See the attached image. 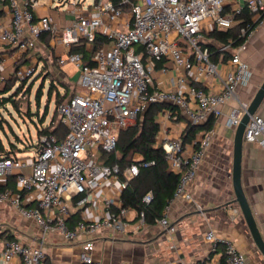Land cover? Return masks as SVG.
<instances>
[{
  "label": "built area",
  "instance_id": "built-area-1",
  "mask_svg": "<svg viewBox=\"0 0 264 264\" xmlns=\"http://www.w3.org/2000/svg\"><path fill=\"white\" fill-rule=\"evenodd\" d=\"M37 1L8 0L7 14L0 19V45L16 48L22 57L35 51L42 34L49 33L68 50L59 63L77 67L79 91L58 105L59 121L66 127L62 138L41 134L33 155L0 156V187L10 176L16 180V190L0 188V204H9L40 229L35 243L5 239L0 256L6 263L18 258L19 264H47L45 245L55 233L64 243L85 237L78 264H102L92 252L95 238L105 228L117 233L127 230L128 215L135 209L124 206L122 193L141 168L154 164L136 152L134 161L121 170L118 163H104L102 153L115 151L120 131L135 124L151 104H166L156 116L155 146L164 150L168 170L180 176L171 201L191 200L189 185L211 145L213 129L198 132L186 142L187 127L224 114L228 127L239 125L250 103L239 90L253 77L241 53L248 39L264 26V0H121L120 6L114 0H95L87 8L80 0H72L74 19L64 27L51 14L38 16ZM245 10L254 26L248 39L232 49L227 61H214L207 46L210 33L235 25ZM240 32L246 35V27ZM98 34L107 41L95 49L90 66L83 53L71 52V48L85 39L92 49ZM219 50H231L230 44H220ZM1 64L0 83L11 78L29 80L38 71L35 53L29 63L14 65L9 71L2 70ZM157 71L174 72L167 87L157 83ZM181 117L186 125L176 134L173 123ZM244 139L264 149L260 114L251 115ZM152 199V191L143 197L147 204ZM171 201L156 221L174 232L176 226L168 217ZM98 206L100 215L95 218L88 211ZM77 212L79 218L72 226V215ZM137 217L140 224L146 222L144 210L137 211ZM205 237L212 242L213 252L223 246L225 264H249L247 255L230 238L218 236L213 229ZM203 262L179 259L157 264Z\"/></svg>",
  "mask_w": 264,
  "mask_h": 264
},
{
  "label": "crops",
  "instance_id": "crops-1",
  "mask_svg": "<svg viewBox=\"0 0 264 264\" xmlns=\"http://www.w3.org/2000/svg\"><path fill=\"white\" fill-rule=\"evenodd\" d=\"M19 1L23 4L24 0ZM52 4L53 0H38L37 15H53L60 27L71 24L74 19L71 6L62 10L59 7L53 9ZM3 8L4 13L0 15V19L7 14L6 5ZM46 37L47 35L40 38L35 51L25 53L22 57H18L16 48L0 45L3 56L1 63L4 65V67L1 65L2 70H10L20 61H24L23 64L29 63L31 55L37 53L58 71L62 81L68 83L71 77L79 74L78 69L72 63L61 65L59 59L68 50L60 40H53L50 36L46 41ZM250 38V43L256 40L254 47L263 46L264 26ZM249 45L244 47L241 56L251 65L253 77L248 85L239 90V93L242 91L247 101L252 99L264 79V55H254L248 49ZM40 64L44 67L45 63ZM41 65L38 64V70ZM173 74V71L167 74L157 71L155 78L157 83H160V87H167ZM259 113L264 116V111ZM226 121L227 115L224 114L213 127L211 145L205 150L196 179L189 185L192 199L171 201L168 217L176 226V230L169 232L158 221L145 222L142 225L137 217V211L131 210L128 215L130 224L125 232L117 233L113 228H105L95 238L92 252L96 259L102 264H157L179 259L206 261V264H225L222 256L223 246L219 245L213 252L212 242L205 237L206 232L213 229L218 236L230 238L235 242L239 249L247 255L249 264H264V255L252 238L239 204L234 202L232 170L235 129L228 127ZM185 125L183 117L178 120L177 124L173 123L176 134L180 133ZM242 183L264 238V149L245 139ZM4 206L12 214L6 235L12 234L20 240L35 243L40 232L38 225L33 220L23 218L9 204H4ZM100 208L101 206H98L97 209L93 208L88 212L97 218L100 215ZM71 221V224L75 225L76 220L73 217ZM84 238L81 237L74 243H64L59 235L50 234L45 245L48 253L47 264H78L77 256L82 250L81 242ZM5 239L8 238L0 236V252L4 249ZM0 264H19V259L16 258L6 263L0 256Z\"/></svg>",
  "mask_w": 264,
  "mask_h": 264
},
{
  "label": "trees",
  "instance_id": "trees-1",
  "mask_svg": "<svg viewBox=\"0 0 264 264\" xmlns=\"http://www.w3.org/2000/svg\"><path fill=\"white\" fill-rule=\"evenodd\" d=\"M121 0H114L115 4L120 6ZM8 0H0V15L4 13V6L7 4ZM239 22L235 25L219 30L216 29L212 31L209 35L211 41L207 44L209 50L212 53V59L214 61H219L223 59L227 61L233 56V48L243 45L248 36L253 29V21L251 19L250 13L245 10V12L237 16ZM245 26L247 29L246 35H241L240 29ZM252 26V27H251ZM46 41L49 40L50 34L44 33L41 36L45 37ZM106 38L100 34L97 35L95 42L93 43L92 49L87 48L85 39L79 44H74L71 48V52H81L84 54L85 63L92 66L94 64L93 54L95 49L106 42ZM220 44H230L231 50L220 51ZM3 60L2 52L0 51V63ZM24 61L17 62L15 66H20ZM160 64L158 65V67ZM28 80L21 81L19 86H16L17 80L15 78L7 79L0 83V115L1 109L7 108L9 104L17 110L20 109L17 97ZM58 86L56 80L53 81L49 89V94L52 95L53 87ZM30 84L26 89V92L30 90ZM43 91L42 88L37 92V99L40 102L41 95ZM77 91L72 92L68 95V90L63 94H58L56 98V105H59L66 99L73 96ZM167 105L164 103H153L148 109L138 117L135 124L130 125L126 129H122L118 137L117 149L113 152L102 153V160L106 164L118 163L121 170L130 165L134 159V153L138 152L142 154L144 160H153L154 164L149 167H143L140 173L129 180L128 186L122 193V199L124 206L135 209L137 211L144 210L146 215V222L154 223L157 219L163 216L164 207L173 199L174 192L177 188L179 182V174L168 170L167 159L164 150L155 146L157 133L159 131V123L156 120L157 114ZM48 109V108H46ZM30 115L32 114L29 112ZM46 113L40 117L41 124H37L38 136L41 134L53 133L58 138H62L66 133V127L62 125L59 121L57 125H43ZM52 120V119H51ZM216 117L211 116L204 124L200 125H189L187 127V134L184 136V141L190 142L193 140L195 135L201 131H208L213 129L216 123ZM9 128L15 134L16 142L10 141L8 147H4L0 144V156H17L21 152V148L18 142H23V139L19 137L13 130L12 125L8 122ZM0 126L4 128L3 122L0 120ZM29 148L26 146L25 149ZM1 189L10 188L16 190V180L14 176L8 177L7 183L0 187ZM149 191L153 193L152 201L147 204L143 201V197ZM72 217L77 220L79 218V212L74 213ZM74 226V225H72ZM8 239H14L15 236L12 234H7Z\"/></svg>",
  "mask_w": 264,
  "mask_h": 264
},
{
  "label": "rangeland",
  "instance_id": "rangeland-1",
  "mask_svg": "<svg viewBox=\"0 0 264 264\" xmlns=\"http://www.w3.org/2000/svg\"><path fill=\"white\" fill-rule=\"evenodd\" d=\"M94 1L95 0H80V2L83 3L84 8L93 5ZM71 2L72 0H53V9L59 7L62 10H66L70 6ZM250 41L251 38H249L245 43V46H248L250 44L248 47L250 52L254 53V55L256 56H259L261 54L264 55V41L262 43L263 46L260 45V48L253 46L254 44H256V40H252V43H250ZM36 59L39 65H41L40 63L45 64L44 67L41 65L37 73L25 84H23V88L20 91V94L16 96L20 105V109L17 110L13 108L11 104H9L7 108L1 109L2 113L0 115V120L4 124V128L0 126V144H3L4 147H8L10 141L16 142L15 134L9 128V122L16 134L21 137V139H23V142H18L20 148L22 149L20 152L21 154H23L22 156L33 155L35 153V146L39 141L36 126L37 124H41L39 118L42 117L46 113V111H48V113L44 118L45 120L43 122V125L46 126L49 123H51L52 125H57L59 123L58 105H56V98L58 94H63L66 90H68V95H70L74 91H79V87L77 85L78 75L76 77H71L68 83H66L65 81H62L61 78H59L58 71H56L47 60H44L43 56L39 57L36 53ZM1 65L4 67L3 64ZM54 80H56L58 86L53 87V93L52 95H50L49 89ZM20 84L21 82L17 81L16 86H19ZM29 84L31 88L28 92H26ZM40 88H42L43 93L39 102L37 99V92ZM239 94H241V98L243 100H246V97L243 95L242 91H240ZM263 111L264 100L260 105L257 113L260 114L259 112ZM29 112H31L32 114L30 115ZM260 115L264 118L262 114ZM25 146H29V148L24 149ZM11 216L12 214L10 213L8 208L5 207L4 204H0V236L2 237L6 236L8 227L11 223Z\"/></svg>",
  "mask_w": 264,
  "mask_h": 264
},
{
  "label": "water",
  "instance_id": "water-1",
  "mask_svg": "<svg viewBox=\"0 0 264 264\" xmlns=\"http://www.w3.org/2000/svg\"><path fill=\"white\" fill-rule=\"evenodd\" d=\"M264 100V79L254 96L250 100L247 111L242 116L239 125L235 129L234 133V149H233V170L232 181L235 193L234 202H237L241 208L243 216L247 222L248 228L252 235V238L264 255V238L262 236L260 227L255 218L254 212L251 209L249 201L247 199L245 190L242 183V159H243V146H244V133L246 126L250 120L252 114L257 113L260 105Z\"/></svg>",
  "mask_w": 264,
  "mask_h": 264
}]
</instances>
